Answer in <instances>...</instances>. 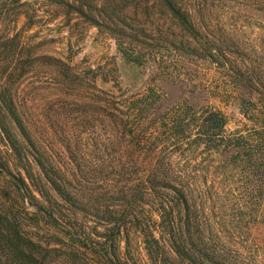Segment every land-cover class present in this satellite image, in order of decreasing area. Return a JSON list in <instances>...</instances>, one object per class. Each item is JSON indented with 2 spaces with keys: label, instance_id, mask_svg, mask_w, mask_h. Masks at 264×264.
Here are the masks:
<instances>
[{
  "label": "rangeland",
  "instance_id": "obj_1",
  "mask_svg": "<svg viewBox=\"0 0 264 264\" xmlns=\"http://www.w3.org/2000/svg\"><path fill=\"white\" fill-rule=\"evenodd\" d=\"M93 1L97 10L113 3L117 4L112 6L117 11L123 10L117 15L118 24L126 30L124 36L117 40L107 28L89 24L76 10V4L63 8L51 0H14L16 6L10 10L11 14L0 13V264H39L35 258L37 247L33 244L36 241L49 240L51 246L62 251L68 248L66 238H62L67 230L54 220H46V216H40L38 221L33 219L37 209L25 203L15 188L12 175L25 173L23 166L34 171L40 169L34 158L37 154L47 157L59 173L58 183L68 187L81 201L85 202L91 193L112 188L115 178L110 172H105L100 180L89 178L79 171L70 154L72 151L81 155L101 153L110 139H116L118 130L111 115L122 111L116 103L133 101L153 87L158 93L153 95L152 104L143 108L146 131L160 130V135L166 136L163 117L185 106L195 109L209 106L225 112L226 131L240 129L244 134L256 133L257 118L244 117L240 105L249 101L261 104L264 100L250 88L249 82L235 76L229 65L217 64L216 49H211L209 44L208 52L197 48L195 51L200 56L180 51L169 53L164 48L148 50L147 57L152 61L142 68L123 54V49L144 53L149 47L145 38H134L135 19L158 36L164 28L172 27L170 17L153 0L148 2L151 7L148 20L143 12L134 9V0ZM135 1L143 3V7L147 2ZM188 1L196 34L202 43H216L221 38L234 41L231 50L225 49L234 69H244L240 59L247 56L258 61L264 71V0ZM198 1H206L215 12L198 7ZM7 20L10 24L5 23ZM189 41L195 43L193 36ZM163 51L175 63L159 71L156 67ZM209 52L212 56L207 57ZM4 91L8 94L7 100ZM191 133L196 134L194 128ZM251 147L243 151L248 154L258 149ZM159 151L178 167H192L207 155L206 164L212 174L209 182L221 189L218 191L222 197L221 204L218 200L214 204L216 213H211L215 229L226 236L229 251L239 257L241 264H264V198L261 203L253 204L248 213L247 209L240 211L235 207L234 198L243 179L234 177L233 170L256 164L239 161L235 165L226 159L229 153H220L212 146L204 149L202 145H168L160 141L156 144V154ZM19 152L26 153L27 160L20 161ZM51 201L59 203L57 217L68 214L67 204L55 190L51 191ZM78 220L83 226L81 232L89 231L83 229L86 227L107 235L105 222L100 219L79 215ZM129 237L130 250L126 252L130 261L151 264L142 235L131 231ZM126 244L123 238L124 250ZM65 254L53 253L51 264H59L58 255Z\"/></svg>",
  "mask_w": 264,
  "mask_h": 264
},
{
  "label": "trees",
  "instance_id": "obj_2",
  "mask_svg": "<svg viewBox=\"0 0 264 264\" xmlns=\"http://www.w3.org/2000/svg\"><path fill=\"white\" fill-rule=\"evenodd\" d=\"M51 1L63 8L76 4V10L87 18L89 24L107 28L109 34L117 40L126 33L124 27L118 24L117 14L123 10L117 11L113 8L112 6H117L115 3L112 6L103 5L98 11L93 0ZM134 2V9L143 12L148 20L151 13V7L148 6L150 1L147 0L145 7L141 2ZM153 3L170 17L174 29L164 28L158 36H154L152 29L142 26L135 19L134 38H145L148 42L146 46L149 47L144 53L142 50L123 49V54L129 61L144 68L146 63L152 61L147 57L150 54L148 50L164 48L169 53L180 51L200 56L195 50L204 48L208 52L210 45L211 49L218 52L217 64L220 67L221 64L229 65L234 75L245 83L249 82L250 88L257 91L264 100V71L258 61L256 63L253 57L243 56L240 60L244 69H234L233 61L225 54V49L231 50L234 41L221 38L216 43H202L196 34L188 0H153ZM196 5L215 12L206 1H198ZM15 6L14 0H0V13L5 11L11 14L10 10H14ZM9 22L11 21H5L6 24H10ZM191 36L195 43L189 41ZM165 52L158 55L161 58L156 67L159 71H164L175 63L174 58L168 59L163 54ZM210 52L207 57L212 56ZM156 59L153 62L156 63ZM157 93L150 87L133 101L122 100L121 103H116L118 110L122 111H119L120 114L111 115V118L118 134L116 133L115 140H109L101 153L81 155L72 151L70 154L79 171L89 178L100 180L105 177V172H110L115 181L109 191L99 194L84 192L90 195H87L89 198L85 202L77 199L68 187L58 183L59 173L47 157L40 153L34 157L40 166L39 170L34 171L32 167L23 166L25 173L20 171L18 176L10 173L24 202L37 209L33 219L38 221L40 216H46V220H54L67 230V234L62 236L68 244L66 251L51 246L49 240H43L44 244L42 241L33 242L37 247L35 258L39 264H51L50 256L56 251L60 254L66 253L64 256L58 255L56 261L59 264H134L126 252V249L130 250L131 231L142 235L151 264H241L239 257L229 251L230 243L226 236L222 231L216 230L211 221V213L217 211L214 204L216 200L221 204L222 197L218 191L221 189H216L214 183L209 182L211 169L206 164L207 155L192 167H178L163 151L156 154V144L161 141L168 145H202L204 149L212 146L220 153H229L226 159L233 161L235 165L239 161L256 164L237 169L233 167L234 177L243 179L234 197L235 207L240 211L247 209L248 213L253 204L261 203L264 198V101L261 104L249 101L240 105L244 117L257 118L254 127L256 133L253 135L244 134L240 129L226 131L228 117L224 111L215 107L195 109L185 106L174 110L168 117H163L166 136H161L160 130L152 133L143 128L146 119L143 108L152 104L150 102L154 101L153 95ZM3 94L7 100V92L4 91ZM186 108L189 110H185ZM20 122L18 120L17 123L23 129ZM158 124L161 129L159 122ZM192 128L196 131L195 135L191 133ZM23 133L26 134L24 129ZM251 146L258 149L250 150L246 154L243 150L250 149ZM17 157L24 161L28 155L19 152ZM52 190L68 206V214H61V210L58 212L62 218L56 216L57 207L60 206L59 203L51 201ZM79 215L105 222L107 235H101L99 231H91L86 227L83 229L89 231L82 233L83 226L78 220ZM123 238L127 243L125 250L121 246Z\"/></svg>",
  "mask_w": 264,
  "mask_h": 264
}]
</instances>
